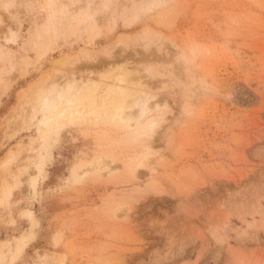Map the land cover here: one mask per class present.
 <instances>
[{"label":"rangeland","instance_id":"rangeland-1","mask_svg":"<svg viewBox=\"0 0 264 264\" xmlns=\"http://www.w3.org/2000/svg\"><path fill=\"white\" fill-rule=\"evenodd\" d=\"M0 264H264V0H0Z\"/></svg>","mask_w":264,"mask_h":264},{"label":"bare ground","instance_id":"bare-ground-1","mask_svg":"<svg viewBox=\"0 0 264 264\" xmlns=\"http://www.w3.org/2000/svg\"><path fill=\"white\" fill-rule=\"evenodd\" d=\"M59 97V96H58ZM59 100V99H58ZM50 104H51V102H50V100H49V98H44V101L42 102V105H43V107L42 108H48L49 106H50ZM62 112V111H61ZM50 117H52V115L50 116ZM46 122V121H45ZM47 124V123H46Z\"/></svg>","mask_w":264,"mask_h":264}]
</instances>
